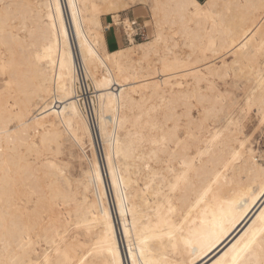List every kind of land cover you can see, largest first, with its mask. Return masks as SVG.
Returning <instances> with one entry per match:
<instances>
[{
    "label": "bare ground",
    "instance_id": "1",
    "mask_svg": "<svg viewBox=\"0 0 264 264\" xmlns=\"http://www.w3.org/2000/svg\"><path fill=\"white\" fill-rule=\"evenodd\" d=\"M100 2L0 0V264H264V0Z\"/></svg>",
    "mask_w": 264,
    "mask_h": 264
},
{
    "label": "rangeland",
    "instance_id": "2",
    "mask_svg": "<svg viewBox=\"0 0 264 264\" xmlns=\"http://www.w3.org/2000/svg\"><path fill=\"white\" fill-rule=\"evenodd\" d=\"M112 2L115 3V5H110V4H100V9H101V15H103V22L105 19H110V17H113L114 15H108L112 12H117V15H119L120 17L115 18V20H119L118 22L122 23L123 20L128 19L133 27V31L130 33L132 34V38L136 41V42H144L147 40H151L152 38V5H153V0H111ZM201 2H203L204 0H200ZM98 3H101L100 0H97ZM128 5L127 7H130V10L123 12L122 9L124 6ZM110 8H118L116 11H111L109 12L108 10ZM114 18V17H113ZM133 22H137L139 23V25L142 27H145L143 30L144 32H146L147 35V39H135L134 38V34L136 32V28L133 26ZM123 27V26H122ZM124 28V27H123ZM125 30V28H124ZM126 32V40L127 43L122 46V47H126L130 44V34H128V31L125 30ZM124 33V32H123ZM155 63V65L153 64ZM152 66L149 67V69H151L153 66V70L151 69V71H158V75L161 76H165V74L163 73V75L160 73V71H162L160 68V64H158L157 61L153 62ZM158 69V70H157ZM157 74V73H156ZM156 74H151V75H147L146 77L150 80V81H157L159 79L158 76H156ZM175 75V74H173ZM172 76V75H171ZM166 79V78H164ZM178 79H181V77L179 75L174 76L171 78L172 82H176ZM170 80V79H169ZM93 91V87H91ZM228 89L230 91H234L236 92V90L233 89V87H228ZM86 93V92H85ZM86 96V97H85ZM88 97H90V95H84V98L87 99ZM197 114V113H196ZM238 118L240 121V125L243 128L244 132L251 136V142L254 144H252L253 148H255L256 150H258V160L261 164L264 165V126L263 127H259L258 126V115L257 112L254 109H250L247 111H243L240 112L238 114ZM256 144V145H255ZM68 149L65 151L64 156H61V160L64 159L63 163L67 164L68 167V171L72 172L74 174V177H78L81 174V168L86 166V163L82 161V157H81V152L76 148V147H70V145H67ZM98 149V148H97ZM89 150V144H88V149ZM90 151V150H89ZM67 153V154H66ZM72 153V155H71ZM99 153V159L101 162V165L103 164V160H102V156H101V152L100 149L98 150ZM77 154V156H76ZM90 154V152H89ZM68 156V157H67ZM76 164V165H75ZM104 168V165H103ZM105 170V169H104ZM78 175V176H77ZM109 187L107 186V191L108 193H110V190H108ZM110 195V194H109Z\"/></svg>",
    "mask_w": 264,
    "mask_h": 264
},
{
    "label": "crops",
    "instance_id": "3",
    "mask_svg": "<svg viewBox=\"0 0 264 264\" xmlns=\"http://www.w3.org/2000/svg\"><path fill=\"white\" fill-rule=\"evenodd\" d=\"M112 18H107L103 22L108 27L105 32V40L107 49L110 52L120 49L127 43L122 26H117Z\"/></svg>",
    "mask_w": 264,
    "mask_h": 264
},
{
    "label": "built area",
    "instance_id": "4",
    "mask_svg": "<svg viewBox=\"0 0 264 264\" xmlns=\"http://www.w3.org/2000/svg\"><path fill=\"white\" fill-rule=\"evenodd\" d=\"M133 26L136 28V32L134 34V38L135 39H147L148 38L147 35H146V32H144V30H143L145 27L141 28V26L137 22L136 23L133 22ZM123 30H124V28H123ZM124 35H125V38H127L125 30H124Z\"/></svg>",
    "mask_w": 264,
    "mask_h": 264
}]
</instances>
